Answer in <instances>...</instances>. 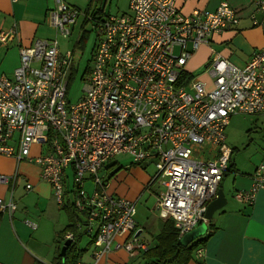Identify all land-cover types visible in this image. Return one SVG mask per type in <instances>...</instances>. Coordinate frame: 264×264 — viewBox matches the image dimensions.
Returning a JSON list of instances; mask_svg holds the SVG:
<instances>
[{
	"label": "built area",
	"instance_id": "1",
	"mask_svg": "<svg viewBox=\"0 0 264 264\" xmlns=\"http://www.w3.org/2000/svg\"><path fill=\"white\" fill-rule=\"evenodd\" d=\"M54 2L48 23L68 37L83 12L64 0ZM256 10L264 11V0H256ZM252 18L258 23L254 14ZM239 20L227 1L212 11L185 14L177 0H130L129 13L93 22L92 66L76 101L68 96L73 53H61L54 38L21 46L13 76L0 74V155L36 161L60 207L69 195L93 238L91 264L113 250L124 248L135 256L150 246L137 235L136 201L109 191L107 174H100L104 164L109 168L106 164H115L111 159L121 154L134 163L155 164L152 181L164 189L156 208L162 218L173 220L180 236L208 224L207 206L218 197L229 166L230 117L264 115V46L242 67L216 56L205 69L210 82L190 76L186 64L201 44ZM17 33L15 25L1 30L0 47ZM32 144L46 145L48 151L33 158ZM15 177L0 176V181L11 184ZM251 178L249 189L235 193L248 204L264 187V164ZM16 209L11 198H0V214L12 216ZM26 224L37 228L29 219ZM203 254L204 248H198L197 256Z\"/></svg>",
	"mask_w": 264,
	"mask_h": 264
},
{
	"label": "crops",
	"instance_id": "2",
	"mask_svg": "<svg viewBox=\"0 0 264 264\" xmlns=\"http://www.w3.org/2000/svg\"><path fill=\"white\" fill-rule=\"evenodd\" d=\"M64 1L78 7L82 12H92L89 9L90 0ZM222 1H227L239 12V23L213 35L207 44H202L188 61V72L205 68L209 60L217 55L242 67L254 52L264 46V11L256 10V0H177V5L183 13L190 14L196 9L215 10ZM53 5L54 0H0V30L16 25L19 31L17 39L0 48V74H13L20 61L19 45L28 46L37 39L54 36L52 34L55 29L47 22L48 10ZM253 14L258 20L256 24L253 23ZM101 18L97 15L92 22ZM82 19L85 23L91 22L82 13L71 28V33L80 22L82 24ZM237 119L245 122L247 128L246 135L240 139L230 136L232 126L237 125ZM226 133L227 143L232 148V158L230 169L225 174L220 188L225 193L227 204L215 211L209 221L208 230L211 232L200 245L204 248L203 256H197L194 252L187 264H264V187L257 192L253 204L241 202L235 197L236 191L251 187V174L259 164L264 163V116L245 117L243 114H235L230 119ZM37 153V150L35 152L32 149V156ZM16 166L13 157L0 155V174L12 175ZM108 166L110 169L115 168L117 172L116 179L109 182V191L116 195L138 202L147 186L148 189L153 186V175L147 174L139 165L132 164L131 168L135 167L134 169L124 171L119 170L116 163ZM20 180L31 183L33 189L26 190L25 184ZM136 180L143 185L137 184ZM18 182L22 185L19 191ZM11 189L10 184L0 183V198H9ZM13 199L18 205L13 217L7 213L0 214V264H59L55 258L60 244L59 232L62 229L57 227L55 220L48 214L53 191L50 185L40 178V167L37 164L27 161L20 163ZM66 207L67 204L59 209ZM26 219L35 220L37 228L29 227L25 223ZM164 222V219L159 218V232ZM136 224L142 233L143 225L137 221ZM74 228L77 231L76 227ZM77 232L79 234L81 230ZM90 239L89 246L92 250L89 254H84L87 248H79V240L75 243V249L82 250L78 261L80 264H90L93 261L94 244L93 238ZM72 250L73 248L71 252ZM135 258L136 256L129 255L125 250H115L97 264H139Z\"/></svg>",
	"mask_w": 264,
	"mask_h": 264
},
{
	"label": "rangeland",
	"instance_id": "3",
	"mask_svg": "<svg viewBox=\"0 0 264 264\" xmlns=\"http://www.w3.org/2000/svg\"><path fill=\"white\" fill-rule=\"evenodd\" d=\"M103 4L100 3L99 0L94 1L92 4V10L97 9L99 7L103 8V15L107 14H122L124 12H130V0H102ZM239 13V12H238ZM82 24H78L77 28H74L71 35L68 37H64L62 35H57L56 31L54 30V35L52 38L48 39H56L59 43L60 49L63 52V54L70 50L72 53H74V65L72 67V71L69 74V85H68V96L70 100L76 101L78 98H80L84 94V88L86 85V76L89 73V70L92 66V54L93 50L95 48L96 43V31L93 28V22H87L81 20ZM48 22V19H47ZM84 26V27H83ZM85 34L82 41H79L80 38ZM88 70V71H87ZM205 68L202 67L197 70H190V73L195 76H200L202 78H207V74L204 73ZM248 117V116H245ZM237 125L232 126V133L230 136L237 137L238 139L243 138L246 135V123L243 122L240 119H237ZM35 152H39L40 154H45L48 151V146L46 145H35L32 148ZM116 161V165L119 167V170H126L132 167L133 159L128 154H121L120 157H116L111 159L110 163H114ZM109 163L106 164L108 166ZM142 169L147 172V174L153 175L155 172V167L152 162L145 161L142 164L139 165ZM135 167L131 168L134 169ZM24 167H21V170L23 171ZM118 169V168H117ZM68 181L69 184H73L72 178H73V171L72 169H68ZM101 176L107 174L108 181H112L116 179V170L106 168L101 171ZM23 180H20V182ZM18 182L17 191H19L22 188L21 183ZM137 184L140 186L143 185V183H140L137 181ZM22 183L25 184V181ZM90 182H87V186H89ZM153 187V188H152ZM151 189H148L144 187V191L142 192L141 196L138 199L137 202V213L135 217V221H137L139 224L143 225L144 231L140 234V239L149 243L154 244L155 243V236L159 232V226H158V220H159V211L155 209L156 202L158 200V193L160 191H163V187L159 186V182L153 184ZM16 191V193H17ZM72 196V193L70 194ZM70 199V197H69ZM66 200L68 198L66 197ZM67 207L63 209H59L56 199L53 195L52 205L50 207V214L55 220L57 227H60L61 229H65L67 225H70L69 228L75 229L76 223H84L85 222V216L82 212L78 211L74 208L72 203L67 202ZM35 221V220H33ZM36 222V221H35ZM85 227V226H83ZM60 229V230H61ZM84 228H80L82 233V238L79 239L80 249L87 250L84 251L85 253L91 252V247L89 246L91 243V239L89 236H87L85 233H83ZM77 230H79V227L77 226ZM85 231V230H84ZM63 242V239L60 240V244ZM59 244V245H60ZM149 246V245H148ZM151 247V246H149ZM62 248V246H61ZM61 252V249H60ZM142 252V251H140ZM71 253V249L69 250V254ZM87 257V256H86ZM137 262V261H136ZM137 264V263H136Z\"/></svg>",
	"mask_w": 264,
	"mask_h": 264
},
{
	"label": "trees",
	"instance_id": "4",
	"mask_svg": "<svg viewBox=\"0 0 264 264\" xmlns=\"http://www.w3.org/2000/svg\"><path fill=\"white\" fill-rule=\"evenodd\" d=\"M94 1L96 0H90L89 4V9L94 15L93 17H96L97 15L99 17L104 16L102 7L98 8L97 6V9L92 10V4L94 3ZM99 1L103 4L102 0ZM84 36L85 34L80 38L79 41H82ZM164 223L165 224L161 228L160 232L155 236V243L152 244L148 250L139 252L136 255L135 259H137L139 264H187L194 256L195 250L200 247L201 243L211 232L208 230V232L204 236L196 239L188 245H183L180 242L179 232L175 225L172 223V221L166 220ZM69 226L70 225H67L65 229H62L59 232L60 238L58 240L60 241L61 239H63V242L58 247L57 256L55 258L56 262L59 264H78V261L81 257L82 250L77 251L75 249V242H72L70 244V246L67 248L65 255H62L60 252L61 246L63 245L66 239V232L73 230L72 228H69ZM72 248L73 250L69 254V250Z\"/></svg>",
	"mask_w": 264,
	"mask_h": 264
},
{
	"label": "bare ground",
	"instance_id": "5",
	"mask_svg": "<svg viewBox=\"0 0 264 264\" xmlns=\"http://www.w3.org/2000/svg\"><path fill=\"white\" fill-rule=\"evenodd\" d=\"M11 1H12V0H11ZM13 2H16V1H13ZM67 3H68V2H67ZM54 5H55V2H54ZM54 5H53V6H54ZM53 6H52V7H53ZM255 6H256V1H255ZM52 7H51V8H52ZM75 7H76V6H75ZM217 7H218V6H217ZM51 8H50V9H51ZM77 8H78V7H77ZM50 9H49V10H50ZM49 10H48V11H49ZM79 10H80V9H79ZM80 11H81V10H80ZM83 13H85L86 15L94 16V15L92 14V12H83ZM104 16H105V15H104ZM102 17H103V16H102ZM47 19H48V13H47ZM76 22H77V20L75 21L74 24L71 25V28H73V26L76 24ZM15 26H16V25H15ZM16 28H17V26H16ZM5 30H8V29H5ZM0 31H1V30H0ZM17 31H18V28H17ZM18 33H19V31H18ZM18 33H17V38H18ZM57 35H58V34H57ZM212 37H213V36H212ZM212 37H211V39H212ZM17 38H16V39H17ZM47 39H48V38H47ZM211 39H210V41H211ZM14 40H15V39H14ZM210 41H209V42H210ZM9 44H10V43H9ZM9 44H8V45H9ZM204 44H207V43H204ZM8 45H7V46H8ZM30 45H31V44H30ZM30 45H28V46H30ZM201 45H202V44H201ZM201 45H200V46H201ZM21 46H23V45H19V51H20V47H21ZM200 46H199V47H200ZM2 47H6V46H2ZM199 47H198V49H199ZM0 48H1V47H0ZM59 49H60V46H59ZM198 49H197V50H198ZM197 50H196V51H197ZM196 51H194L193 54H194ZM60 52H61V51H60ZM193 54H192V56H193ZM192 56H191V57H192ZM217 56H220V55H217ZM215 57H216V56H215ZM215 57H214V58H215ZM220 57H222V56H220ZM214 58H212L211 60H209V62L207 63V65H208V64H209ZM222 58H224V57H222ZM190 59H191V58H190ZM190 59H189V60H190ZM189 60H188V61H189ZM226 60H227V59H226ZM188 61H187V63H188ZM228 61H229V60H228ZM19 62H20V61H19ZM18 65H19V64H18ZM18 65H17V66H18ZM186 65H187V64H186ZM207 65L205 66V69H206ZM17 66H16V67H17ZM16 67H15V68H16ZM15 68H14V69H15ZM89 71H90V70H89ZM13 72H14V70H13ZM186 72H187L190 76H193V77H195V78H201V79H203V78L200 77V76H195V75L191 74L190 72H188V71H187V68H186ZM204 73H206L205 70H204ZM12 76H13V74H12L10 77H12ZM204 80H208L209 82L211 81L210 78H209L208 76H207V79H204ZM68 85H69V81H68ZM236 114H241V113H236ZM233 115H235V114H233ZM233 115H232V116H233ZM243 115H245V114H243ZM232 116H231V117H232ZM245 116H248V115H245ZM262 116H264V115H262ZM231 117H230V119H231ZM230 119H229V123H230ZM229 123H228V125H229ZM228 125H227V127H228ZM227 127H226V131H227ZM226 143H227V133H226ZM34 145H39V144H32V146H31V148H30V156L33 157V158H35V157L39 154V152H38L35 156H32V155H31V151H32V148H33ZM227 145H228V143H227ZM41 146H42V145H41ZM228 146H229V145H228ZM229 147H230V146H229ZM230 149H231V155H230V161H229L228 170L230 169V163H231V158H232V148L230 147ZM10 157H12V156H10ZM13 158H14V157H13ZM14 159H15V158H14ZM15 160H16V159H15ZM23 161H27V162H31V163L37 164V165L40 167V178H41L43 181L47 182V183L50 185V187L52 188V191H53V195H54V190H53L52 185H51L48 181L44 180V179L41 177V166H40L36 161H34V160H30V159H28V158H24V159H22V160H16L17 166H16V169H15V172L13 173V174H16L15 181H14L13 183L10 184V185L12 186V189H11V191H10V197L7 198V199H5V200H9V199L11 198L12 201L16 204L17 209H18V205H17V203H16V202L14 201V199H13V191H14V187H15V184H16L17 179H18V176H19L20 163L23 162ZM110 162H111V161H110ZM143 162H145V161H143ZM143 162H140V163H134V162H132V164L140 165V164H142ZM149 162H150V161H149ZM152 163H153V162H152ZM110 164H111V163H110ZM261 164H264V163H261ZM153 165H154V167H155V164H154V163H153ZM104 169H105V164H104V166H103V170H104ZM228 170H227V171H228ZM227 171L225 172V174L227 173ZM155 172H156V168H155ZM155 172H154V174H155ZM13 174H12V175H13ZM154 174H153V176H154ZM225 174H224V176H225ZM251 175H252V174H251ZM0 176H11V175H2V174H0ZM152 178H153V177H152ZM152 178H151V184H154L155 182L152 181ZM0 183H3V182L0 181ZM221 183H222V182H221ZM26 184H31V183H29V182H25V189H26V190H31V189H33V185H32V184H31L32 187H31L30 189H27V188H26ZM220 185H221V184H220ZM245 190H246V189H245ZM238 191H239V190H238ZM118 196H119V195H118ZM54 197H55V195H54ZM66 197L68 198V200H66V201L69 202V203H72V201L69 199V195H68L67 193H66V195H65V198H66ZM55 199H56V198H55ZM214 199H215V198H214ZM214 199H213V200H214ZM134 201H136V200H134ZM56 202H57V201H56ZM241 202H242V201H241ZM136 203H137V201H136ZM74 208L76 209L75 206H74ZM17 209H16V211H17ZM155 209L157 210L156 205H155ZM16 211H15V212H16ZM15 212H14V213H15ZM3 213H7V214L9 215L8 212H3ZM136 213H137V212H136ZM1 214H2V213H1ZM13 215H14V214H13ZM13 215H12V216L9 215V216L12 218ZM159 217H160L161 219H164L165 221H166V220H170V221H172V223L174 224L173 220H171L170 218H162V217L160 216V213H159ZM26 220H28V219H26ZM26 220H25V223H26ZM29 220H30V219H29ZM209 221H210V220H208V227H209ZM33 222H34V221H33ZM35 223H36V222H35ZM36 225H37V224H36ZM77 226L79 227V229H80L81 227L84 228V229H83V233L87 234V233L84 231V230H85V227H83V226H85V222H84V223H81V222L76 223V226H75L76 229H77ZM77 231H78V230H77ZM77 231L74 229V230H70V231L66 232V234H65V238H66L65 241L68 240V239H70V240H71V243H72V242L78 243V240L81 239L82 233L79 232V234H78ZM138 233H139V229H138L137 235L140 236L141 233H140V234H138ZM186 233H187V232H186ZM69 234H72V238H69V236H68ZM87 235H88V234H87ZM182 236H183V235H182ZM182 236H180V238H181ZM65 241H64V242H65ZM149 245L151 246V244H149ZM149 248H150V247H149ZM149 248H148V249H149ZM199 248H203V247L200 246ZM148 249H147V250H148ZM117 250H124V248H120V249H117ZM113 251H115V250H113ZM113 251H111V252H113ZM197 251H198V249L195 251V255H197ZM111 252L107 253V254L104 255L102 258H105L106 256H108V254H110ZM136 255H137V254H136ZM136 255H135V256H136ZM92 262H93V261H92ZM78 264H80V262H78ZM90 264H91V263H90Z\"/></svg>",
	"mask_w": 264,
	"mask_h": 264
},
{
	"label": "water",
	"instance_id": "6",
	"mask_svg": "<svg viewBox=\"0 0 264 264\" xmlns=\"http://www.w3.org/2000/svg\"><path fill=\"white\" fill-rule=\"evenodd\" d=\"M227 204V198L225 196V193L223 191L222 188L218 189V197H216L214 200H212L206 209L205 212V217L207 218V220H211L213 218V215L215 213V211H217L218 209L222 208L223 206H225ZM208 224L206 223H201L199 226L193 228L192 230L188 231L187 233H185L181 238H180V242L183 245H188L189 243L195 241L196 239L204 236L207 232H208ZM141 232H139L138 234H140ZM71 244V240L68 239L66 240L61 248V254L65 255L67 248L70 246Z\"/></svg>",
	"mask_w": 264,
	"mask_h": 264
}]
</instances>
